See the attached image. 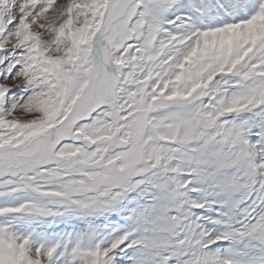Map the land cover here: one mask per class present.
I'll return each mask as SVG.
<instances>
[{
	"label": "snow or ice",
	"instance_id": "obj_1",
	"mask_svg": "<svg viewBox=\"0 0 264 264\" xmlns=\"http://www.w3.org/2000/svg\"><path fill=\"white\" fill-rule=\"evenodd\" d=\"M0 264H264V0H0Z\"/></svg>",
	"mask_w": 264,
	"mask_h": 264
},
{
	"label": "rangeland",
	"instance_id": "obj_2",
	"mask_svg": "<svg viewBox=\"0 0 264 264\" xmlns=\"http://www.w3.org/2000/svg\"><path fill=\"white\" fill-rule=\"evenodd\" d=\"M58 2H64V0H58Z\"/></svg>",
	"mask_w": 264,
	"mask_h": 264
}]
</instances>
